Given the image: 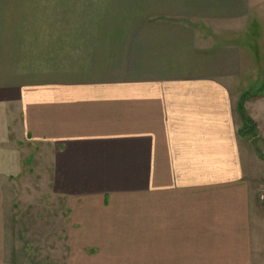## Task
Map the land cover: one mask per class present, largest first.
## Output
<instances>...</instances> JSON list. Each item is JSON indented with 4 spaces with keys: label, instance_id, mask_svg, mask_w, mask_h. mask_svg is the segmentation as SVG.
<instances>
[{
    "label": "crops",
    "instance_id": "1",
    "mask_svg": "<svg viewBox=\"0 0 264 264\" xmlns=\"http://www.w3.org/2000/svg\"><path fill=\"white\" fill-rule=\"evenodd\" d=\"M259 59L264 0H0V264L30 191L69 219L67 264H264Z\"/></svg>",
    "mask_w": 264,
    "mask_h": 264
},
{
    "label": "rangeland",
    "instance_id": "2",
    "mask_svg": "<svg viewBox=\"0 0 264 264\" xmlns=\"http://www.w3.org/2000/svg\"><path fill=\"white\" fill-rule=\"evenodd\" d=\"M257 64L242 80L247 85L242 86L245 90L242 89L239 103L242 119L239 137L240 144L253 160L250 161L253 170L251 181L257 199L264 206V60L259 59ZM26 195L22 193V202H17L14 208V234L9 236L13 248L12 263L67 264L65 247L69 219L65 217L64 210L59 204L41 196L39 198L44 202L38 203L33 191ZM58 256L62 257L61 261Z\"/></svg>",
    "mask_w": 264,
    "mask_h": 264
},
{
    "label": "built area",
    "instance_id": "3",
    "mask_svg": "<svg viewBox=\"0 0 264 264\" xmlns=\"http://www.w3.org/2000/svg\"><path fill=\"white\" fill-rule=\"evenodd\" d=\"M263 197H261V199H262Z\"/></svg>",
    "mask_w": 264,
    "mask_h": 264
}]
</instances>
